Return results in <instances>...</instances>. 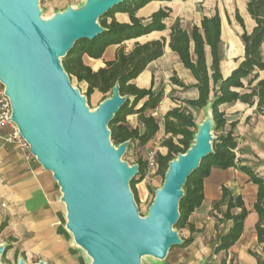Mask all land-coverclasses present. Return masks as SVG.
I'll return each mask as SVG.
<instances>
[{"label":"water","instance_id":"obj_1","mask_svg":"<svg viewBox=\"0 0 264 264\" xmlns=\"http://www.w3.org/2000/svg\"><path fill=\"white\" fill-rule=\"evenodd\" d=\"M125 1L81 0L79 7L44 19L40 0H0V83L11 103V121L32 156L52 174L65 209V230L90 264H142L144 257L161 262L183 246L174 229L185 186L214 154L217 139L210 102L192 145L169 162L164 183L142 217L131 187L140 166L123 161L131 141L115 145L110 129L128 97L117 83L91 110L63 65L78 43L106 33L100 20ZM7 250V243L0 244V259ZM17 264L28 263L19 254Z\"/></svg>","mask_w":264,"mask_h":264},{"label":"crops","instance_id":"obj_2","mask_svg":"<svg viewBox=\"0 0 264 264\" xmlns=\"http://www.w3.org/2000/svg\"><path fill=\"white\" fill-rule=\"evenodd\" d=\"M250 0H172L171 2L154 1L140 9L137 18L148 21L161 9H170L171 16L165 21L167 30L153 32L122 45L110 46L101 59L95 60L83 56L85 65L97 71L105 63L115 60L118 50L125 46L129 51L137 42L146 43L166 38L164 55L150 63L145 71L132 83L141 89L153 87V91L165 89V97L157 112L164 115L174 109L172 101L179 96V103L198 98L196 89L184 90L174 85L171 80L177 78L184 86L196 85L191 72L181 63L176 53L169 48L170 28L176 20H180L184 29L191 31L194 26H200L204 17L219 15L222 28V43L224 60L222 75L227 78L245 55V47L241 40L244 31L251 33L256 25L247 11ZM242 18L244 27L237 21L236 15ZM119 23H130L126 13L116 12L108 18ZM264 56V45L262 47ZM208 65L211 63L207 51ZM259 80H264V71L256 70ZM246 83V81H244ZM159 89L157 90V87ZM174 94V95H171ZM219 110L225 113L226 130H231L230 124L238 140L237 159L243 166L251 168L264 182V115L255 113L256 107L237 102L224 104ZM154 116V115H153ZM11 134L10 128L0 130V244L7 243L9 253L18 257L21 254L28 264L44 261L48 264H73L75 250L69 233L65 230V209L60 204V191L52 174L45 171L30 152L21 148L17 142H7ZM165 138L164 128L158 132V141ZM227 189L232 196L241 197L249 211L244 222V232L238 242L228 251L215 254L218 246V236L226 234L233 226L227 221L216 229V213L213 205L222 199L223 190ZM204 200L200 207L189 218V226L184 228L186 239H192L195 256L201 261L210 259L213 264H258L257 257L264 261V241L261 242L257 233L260 215L255 209L258 200V186L250 177L238 168L226 170L212 169L203 184ZM264 208V204H263ZM225 211V208L222 209ZM241 212L235 209V215ZM221 216V215H219ZM264 229V218L262 221Z\"/></svg>","mask_w":264,"mask_h":264},{"label":"trees","instance_id":"obj_3","mask_svg":"<svg viewBox=\"0 0 264 264\" xmlns=\"http://www.w3.org/2000/svg\"><path fill=\"white\" fill-rule=\"evenodd\" d=\"M154 1L171 2L172 0H126L123 5L118 6L100 20L102 27L107 30L106 33L94 41L78 43L73 52L63 60L64 68L69 76H75L79 82L87 83L88 95L97 90L106 97V95L112 94L117 83L120 84L121 93L128 97V101L110 124L112 141L115 145L131 141L132 144L137 142L141 146H145L155 139L163 125L165 138L161 146L166 148L168 153L166 156L158 154L156 160L159 171L164 176L169 162L179 154L186 153L194 141L197 124L190 109L203 110L212 102L215 131L220 134L214 142V154L203 161L200 169L190 177L185 186V196L180 206L181 218L176 228L189 226L194 232L193 226L189 224V218L204 200V180L210 175L212 169L238 168L258 186V200L255 209L260 215V222L256 229L260 241L263 242L264 182L251 168L243 166L237 159L238 140L233 131L236 124H230L231 130H226L225 113L221 112L219 108L224 104L240 102L249 107H256L257 115H264V80H259V75L254 74L256 70L264 71L262 53L264 0H250L247 4V11L256 25L251 33L244 31L242 34L241 40L245 47L244 58L227 78L222 75L224 55L219 15L211 18L204 17L200 26H194L191 31L184 29L180 20L175 21L170 28L169 48L177 54L183 66L191 72L197 83L194 86L186 87L175 77L171 82L184 90L196 89L198 98L184 102L187 106L172 100L176 107L162 115L161 121L153 115H147L146 112L156 111L159 108L165 96V89L161 88L155 92L153 87L141 89L132 82L145 71L150 63L164 55L166 38L146 43L137 42L129 51L125 46H122L118 50L115 60L105 63V66L97 71H93L83 62L84 55L98 60L103 57L106 49L110 46L122 45L153 32L167 30L165 21L171 16L170 9L159 10L148 21L141 20L136 16L140 9ZM116 12L128 14L130 23L122 24L115 19L108 22V18ZM236 19L244 27L239 14L236 15ZM208 50L211 58L210 65L207 62ZM141 102H143L142 106L136 109ZM132 115L138 116V120L143 126L142 132L139 129H130L126 125L127 117ZM137 164L140 166L139 175L143 176L147 163L140 161ZM136 183L137 178L131 184L135 195ZM223 208L225 211L222 210ZM235 209H240L241 212L235 215L233 213ZM213 211L216 213V229H219L220 225L227 221L233 222L228 233L218 236V246L214 252L217 255L230 250L241 238L249 211L243 199L232 196L227 189L223 190L222 199L213 205ZM192 242V239H187L184 246H188ZM257 259L258 264H264L261 257L258 256Z\"/></svg>","mask_w":264,"mask_h":264},{"label":"rangeland","instance_id":"obj_4","mask_svg":"<svg viewBox=\"0 0 264 264\" xmlns=\"http://www.w3.org/2000/svg\"><path fill=\"white\" fill-rule=\"evenodd\" d=\"M81 5V0H40V8L42 11V16L44 19L51 18L58 11H63L69 6L79 7ZM127 50V49H126ZM72 85L79 89L83 95L87 98V105L91 110H95L106 98L110 96V94L103 95L99 91H94L92 94L88 95V85L85 82H79L75 76H70ZM160 86L157 87V90ZM174 95V94H171ZM165 97V96H164ZM172 100H180L179 96H174ZM143 102L139 103L136 109L142 106ZM183 106H187L184 104ZM194 116V120L196 124H200L206 116L204 110L198 109H190ZM147 115H154L158 120L161 121V114L156 111L146 112ZM126 125L130 129H139L140 132L143 131V126L140 124L137 115H132L127 117ZM214 136L218 137L220 132L214 131ZM164 139V138H163ZM162 140L158 141V139L152 140L145 146H141L139 143H131L126 155L123 157V161L127 162L129 165L133 166L140 161L143 163H147V168L143 176H137V183L135 186L136 190V203L138 206L139 213L142 217L147 216L149 208L153 204L155 198V192L160 189L164 183V175L159 171V166L154 169L149 168V156L154 154L156 157L158 154L166 156L168 150L161 146ZM186 228H176L175 231L179 233V235L184 239L187 237V233L185 232ZM75 250L74 263L73 264H90V259L87 255L78 249ZM194 247L190 245L188 246H180L175 247L170 250L166 259L164 261H156L151 257H144L142 260V264H209L210 259L199 260L195 256ZM2 264H17V257L10 255L9 249L6 251L5 255L0 259ZM213 264V261L212 263Z\"/></svg>","mask_w":264,"mask_h":264},{"label":"built area","instance_id":"obj_5","mask_svg":"<svg viewBox=\"0 0 264 264\" xmlns=\"http://www.w3.org/2000/svg\"><path fill=\"white\" fill-rule=\"evenodd\" d=\"M12 107L9 98L5 94V88L0 83V130L10 128L11 134L7 138V142H17L22 149L30 152L28 144L21 138L16 125L11 121ZM32 156V154L30 153ZM149 168L154 169L158 167L156 156L151 154L149 156Z\"/></svg>","mask_w":264,"mask_h":264}]
</instances>
